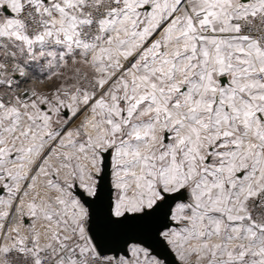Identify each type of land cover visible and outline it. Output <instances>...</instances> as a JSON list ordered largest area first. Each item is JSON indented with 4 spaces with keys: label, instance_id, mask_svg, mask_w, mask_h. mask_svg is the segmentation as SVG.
<instances>
[{
    "label": "snow or ice",
    "instance_id": "1",
    "mask_svg": "<svg viewBox=\"0 0 264 264\" xmlns=\"http://www.w3.org/2000/svg\"><path fill=\"white\" fill-rule=\"evenodd\" d=\"M0 264H264V0H0Z\"/></svg>",
    "mask_w": 264,
    "mask_h": 264
}]
</instances>
